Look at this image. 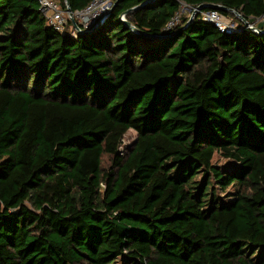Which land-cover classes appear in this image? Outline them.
Returning a JSON list of instances; mask_svg holds the SVG:
<instances>
[{
	"label": "trees",
	"instance_id": "obj_1",
	"mask_svg": "<svg viewBox=\"0 0 264 264\" xmlns=\"http://www.w3.org/2000/svg\"><path fill=\"white\" fill-rule=\"evenodd\" d=\"M146 1L83 34L0 0V264H264V33L166 29L184 1L264 31V0H155L142 35Z\"/></svg>",
	"mask_w": 264,
	"mask_h": 264
},
{
	"label": "built area",
	"instance_id": "obj_2",
	"mask_svg": "<svg viewBox=\"0 0 264 264\" xmlns=\"http://www.w3.org/2000/svg\"><path fill=\"white\" fill-rule=\"evenodd\" d=\"M39 8L46 18V21L49 26L54 29L64 32L66 31V27L71 20L70 13L68 12V8L64 9L61 7L58 0H38ZM116 0H92L91 3L84 9L76 10L73 12V16L81 28L82 31L92 29L98 21H100L103 17H106L108 14L112 13V9L115 6ZM186 2H181V7H183ZM191 6V5H190ZM181 7L178 13L169 21L166 29H172L179 23H181L182 13ZM192 10V18H196L199 16L202 20L206 22H210L215 24L222 32L231 33L234 31H242L244 28H250V26H242L239 24L230 23V21L226 19L227 16H224L218 9L210 8L209 10H205L196 6L191 7ZM238 21H243L241 18ZM73 23V21H72ZM73 29L75 31L77 28L74 23L72 24ZM78 31V30H77Z\"/></svg>",
	"mask_w": 264,
	"mask_h": 264
},
{
	"label": "rangeland",
	"instance_id": "obj_3",
	"mask_svg": "<svg viewBox=\"0 0 264 264\" xmlns=\"http://www.w3.org/2000/svg\"><path fill=\"white\" fill-rule=\"evenodd\" d=\"M196 6L199 7L198 5H191L190 4H184L183 7H181V13H182V18H189L188 20L193 17L192 15V10L191 7ZM234 15L227 16L226 19L227 21L229 20L230 23H235L240 24L242 26H246L244 21H238L240 20V17L238 13H235L232 11ZM199 17V16H197ZM200 18V17H199ZM194 19V18H193ZM201 19V18H200ZM204 20V19H203ZM189 21L186 23L188 24ZM254 30V29H252ZM256 31V30H254ZM137 131L134 129H129L127 131L119 130L113 135L109 136L107 141H106V150H107V156L105 158V165L108 164V161L112 159V157H116L117 160L121 159L124 157L127 152L129 151L130 146L136 141L137 139ZM214 161L217 162V164H224L226 163V159L218 154L215 155ZM109 165V164H108Z\"/></svg>",
	"mask_w": 264,
	"mask_h": 264
},
{
	"label": "water",
	"instance_id": "obj_4",
	"mask_svg": "<svg viewBox=\"0 0 264 264\" xmlns=\"http://www.w3.org/2000/svg\"><path fill=\"white\" fill-rule=\"evenodd\" d=\"M119 1H120V0H116V2H115V6L119 3ZM153 1H155V0H148V1L144 2V3H142L141 5H138V6H136V7H133V8H131V9H129V10H126L124 13H122V15H121V19H122V20L125 22V24H126L130 29H132L133 31L138 32V33H140V34H142V35H148L147 33H145V32H143V31L139 30V29H138L135 25H133L131 22H129V21L127 20L126 16H127V14H129L130 12H132L133 10H135V9H137V8H140L141 6H144V5H146V4L150 3V2H153ZM66 3H67L68 12L70 13L71 20L73 21V23H74L75 27L77 28V30H78L79 32H82L83 34H90V33L95 32V31L98 30V29H99V28L105 23V21L111 16V13H110V14H108L106 17H103L100 21H98V23H97L92 29H90V30H86V31H82L81 28L78 26V24H77V22H76V20H75V18H74V16H73V11H72V9H71V7H70V4H69L68 0H66ZM115 6L113 7V9L115 8ZM204 7L220 8V7H222V6H221V5H213V4H209V5H203V4H202V5H199V8H202V9H203ZM113 9H112V10H113ZM238 15H239V17L245 22V24H246L247 26H250L251 29L256 30V32L264 33V31H261V30L257 29V28L255 27V25H254L253 23H250L245 17H243V15H241V14H239V13H238ZM192 20H193V18L190 19V21H192ZM190 21H189V22H190ZM188 24H189V23H188ZM188 24H186V25H185L184 27H182L181 29L186 28V26H187Z\"/></svg>",
	"mask_w": 264,
	"mask_h": 264
}]
</instances>
